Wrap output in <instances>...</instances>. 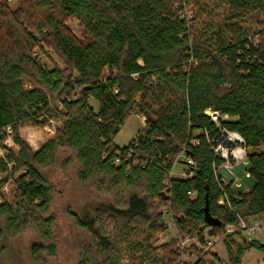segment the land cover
Masks as SVG:
<instances>
[{
  "label": "trees",
  "instance_id": "16d2710c",
  "mask_svg": "<svg viewBox=\"0 0 264 264\" xmlns=\"http://www.w3.org/2000/svg\"><path fill=\"white\" fill-rule=\"evenodd\" d=\"M11 2L0 0V244L35 230L42 242L31 245V261L56 256L50 175L73 167L83 189L110 199L92 215L66 210L90 238L78 264H174V239L153 247L164 208L179 234L207 228L222 238L227 264H241L250 248L264 254L258 240L225 232L238 218L264 216V0ZM132 113L144 130L119 147L113 138ZM50 121L54 134L33 152L20 129ZM222 132L241 137L253 185L239 192L229 183L219 206L213 146ZM10 135L17 150L3 145ZM180 155L194 164L190 178L169 176ZM9 181L10 198L1 192ZM206 194L220 226L204 219ZM196 264L222 261L207 253Z\"/></svg>",
  "mask_w": 264,
  "mask_h": 264
},
{
  "label": "rangeland",
  "instance_id": "374dc122",
  "mask_svg": "<svg viewBox=\"0 0 264 264\" xmlns=\"http://www.w3.org/2000/svg\"><path fill=\"white\" fill-rule=\"evenodd\" d=\"M15 0L11 2V7L14 8ZM70 29L77 35H80V27L77 21L72 20L68 23ZM53 62L62 66L59 60L51 53H48ZM46 61V60H45ZM90 105L96 109L97 103L90 102ZM53 127L49 125L43 128L27 127L22 128L19 131V135L30 147L33 152L38 151L46 142V140L54 134ZM144 130V122L142 118L134 113L130 114L123 121L122 126L118 134L113 138L114 143L123 147L126 146L132 139H134L139 133ZM3 145L7 149L17 150L13 144V137L10 135L4 141ZM3 155V151L1 152ZM182 166L176 164L174 166L175 174L182 170ZM233 171L236 177L235 185L233 186L236 191L245 192L251 189L253 185L252 179H250L246 172L245 163H233ZM225 177L226 175L223 174ZM6 175H0V180L5 179ZM230 181V178H228ZM50 181L56 187L55 194L52 199L51 212L56 216V228L54 234V244L56 247L55 257H46L43 264H78L80 255L79 251L84 244L89 243V236L77 229L72 221L68 218L66 210L70 209L72 212L83 216L86 214L92 215L94 207L98 206L102 202L110 201L107 197H99L92 190L83 189L77 182L75 176V169L73 167L68 168L65 171L57 170L54 174L50 175ZM14 187L10 183H6L2 187V194L7 197H12ZM169 224L171 223L167 217L164 218ZM259 223L264 224V216L256 219ZM251 220L249 222H252ZM172 225V224H171ZM176 226V225H175ZM184 236L178 233L177 228L172 226L166 227V230L157 237L153 247H158L160 244L169 242L177 236ZM238 242H249L256 239L264 244V230L254 232L253 234L242 233L236 238ZM42 242L39 234L35 230H25L18 237L10 238L6 237L0 244V262L1 264H34L29 257V249L32 244ZM214 253L221 258L227 264V256L225 245L222 238L214 243ZM258 250L250 248L244 252L243 264L248 260H252V263L257 264L260 262ZM128 260L121 259L119 264H129Z\"/></svg>",
  "mask_w": 264,
  "mask_h": 264
},
{
  "label": "built area",
  "instance_id": "2783aa9c",
  "mask_svg": "<svg viewBox=\"0 0 264 264\" xmlns=\"http://www.w3.org/2000/svg\"><path fill=\"white\" fill-rule=\"evenodd\" d=\"M11 1L12 0H7V2ZM206 114L212 119V121L215 123L217 122L219 117L217 112L206 111ZM224 118H226V116H224ZM55 124L56 123L54 121L49 122V126L53 127L52 129H54ZM5 132L7 135H9L11 131L9 128H7ZM241 143V137L236 133L231 132H222L214 141L213 151L215 155L219 156L222 160L220 166L215 169V176L218 180V185L222 190V195L218 200L219 206L224 205V203L228 204L227 195L223 191L224 187L229 183L234 186V183L236 182V177L233 171V163H246V150L240 145ZM178 160L183 161V164H179L183 167L182 170L175 174L173 168L169 173V176L179 179L190 178L193 174L191 167L194 166L192 160L190 158L184 157L183 155H180ZM223 174H225L226 177ZM227 177L230 178V181H228ZM162 214L164 218L167 217L171 222L168 224L164 219L165 227L173 225L176 229L174 216L169 214L165 208L162 209ZM238 220L239 223L237 227H234L233 225L226 227L225 232L227 235L234 233H239V235L242 233L253 234L254 232H260L264 230V224L259 223L256 219L252 222H245L240 218H238ZM199 233L200 234H198V232H194L190 235H178L175 237L177 255L174 264H196L199 254H215L214 243L221 238L210 235V229L207 228L200 229ZM219 259L222 261V264H226L221 258Z\"/></svg>",
  "mask_w": 264,
  "mask_h": 264
},
{
  "label": "water",
  "instance_id": "95a60500",
  "mask_svg": "<svg viewBox=\"0 0 264 264\" xmlns=\"http://www.w3.org/2000/svg\"><path fill=\"white\" fill-rule=\"evenodd\" d=\"M203 212H204V219L205 221L213 227L220 226V221L213 218L209 212V202H208V197L207 194L205 195V205L203 207Z\"/></svg>",
  "mask_w": 264,
  "mask_h": 264
},
{
  "label": "crops",
  "instance_id": "0c3cea01",
  "mask_svg": "<svg viewBox=\"0 0 264 264\" xmlns=\"http://www.w3.org/2000/svg\"><path fill=\"white\" fill-rule=\"evenodd\" d=\"M142 120H143V118H142ZM243 256H244V254H243ZM243 256L241 258V264H243ZM257 256H259V259H260V262H258L257 264H264V254L261 253ZM245 264H254V263H252V260H248Z\"/></svg>",
  "mask_w": 264,
  "mask_h": 264
}]
</instances>
